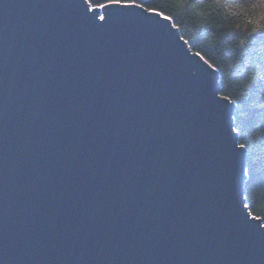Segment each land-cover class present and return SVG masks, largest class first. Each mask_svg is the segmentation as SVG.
I'll list each match as a JSON object with an SVG mask.
<instances>
[{"label": "water", "instance_id": "water-1", "mask_svg": "<svg viewBox=\"0 0 264 264\" xmlns=\"http://www.w3.org/2000/svg\"><path fill=\"white\" fill-rule=\"evenodd\" d=\"M83 3L0 0V264H264L218 70Z\"/></svg>", "mask_w": 264, "mask_h": 264}, {"label": "trees", "instance_id": "trees-1", "mask_svg": "<svg viewBox=\"0 0 264 264\" xmlns=\"http://www.w3.org/2000/svg\"><path fill=\"white\" fill-rule=\"evenodd\" d=\"M137 2L167 15L219 71L221 94L236 103L234 128L246 148V205L264 221V0Z\"/></svg>", "mask_w": 264, "mask_h": 264}, {"label": "snow or ice", "instance_id": "snow-or-ice-1", "mask_svg": "<svg viewBox=\"0 0 264 264\" xmlns=\"http://www.w3.org/2000/svg\"><path fill=\"white\" fill-rule=\"evenodd\" d=\"M140 7L143 8V4H139L137 0H104V2L94 3L93 0H84L83 8L87 13L89 11H95L96 9H104L106 15H100L99 19L102 21H109L114 18L115 14L123 9ZM149 12H154L152 8L148 9ZM90 19H96V16L93 15ZM240 147H244L241 145Z\"/></svg>", "mask_w": 264, "mask_h": 264}, {"label": "rangeland", "instance_id": "rangeland-1", "mask_svg": "<svg viewBox=\"0 0 264 264\" xmlns=\"http://www.w3.org/2000/svg\"><path fill=\"white\" fill-rule=\"evenodd\" d=\"M100 15H103V14H102V11H101ZM172 22H173V21H172ZM173 24H174V23H173Z\"/></svg>", "mask_w": 264, "mask_h": 264}, {"label": "bare ground", "instance_id": "bare-ground-1", "mask_svg": "<svg viewBox=\"0 0 264 264\" xmlns=\"http://www.w3.org/2000/svg\"><path fill=\"white\" fill-rule=\"evenodd\" d=\"M219 72V71H218ZM218 82H219V80H218ZM220 83V82H219ZM221 93V92H220Z\"/></svg>", "mask_w": 264, "mask_h": 264}]
</instances>
